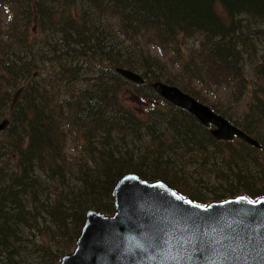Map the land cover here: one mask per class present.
Segmentation results:
<instances>
[{"label":"trees","instance_id":"trees-1","mask_svg":"<svg viewBox=\"0 0 264 264\" xmlns=\"http://www.w3.org/2000/svg\"><path fill=\"white\" fill-rule=\"evenodd\" d=\"M196 35L198 45L189 49L180 73L166 76L167 65L150 54L149 44L177 51L182 37ZM117 68L139 70L145 82L132 83ZM180 76L223 80L233 85V98L248 95L247 117L226 118L254 134L260 148L213 140L196 118L150 86L154 80L178 86ZM55 87L63 89V99ZM127 93L142 98L147 110L133 109ZM5 119L0 264H25L20 257L28 246L35 263L58 264L73 248L87 210L113 211L112 188L128 172L162 180L195 202L208 201L175 187V179L190 172L180 161L181 176L170 172L184 153L199 151L202 165L209 155L236 166L213 199L264 196L261 186L243 184L254 172L245 153L258 158L264 151V0H0V122ZM66 124L80 130L84 157L65 161ZM144 135L156 142L144 144L140 156L133 143ZM221 146L228 156L217 152L225 150ZM256 174L255 181L264 179ZM67 230L72 236L60 241Z\"/></svg>","mask_w":264,"mask_h":264},{"label":"water","instance_id":"water-1","mask_svg":"<svg viewBox=\"0 0 264 264\" xmlns=\"http://www.w3.org/2000/svg\"><path fill=\"white\" fill-rule=\"evenodd\" d=\"M116 71L134 83L143 82L134 71ZM151 86L204 126L212 123L214 138L236 136L259 147L254 138L178 87L161 81ZM5 125L6 120L0 122V130ZM112 196L114 213L88 210L74 249L59 264H264V197L238 195L198 204L161 180L148 182L136 174L120 178Z\"/></svg>","mask_w":264,"mask_h":264},{"label":"rangeland","instance_id":"rangeland-1","mask_svg":"<svg viewBox=\"0 0 264 264\" xmlns=\"http://www.w3.org/2000/svg\"><path fill=\"white\" fill-rule=\"evenodd\" d=\"M196 36L197 37H191V38L182 37L183 43L180 42L181 45L179 44L180 46L177 51H175V48L173 49L167 48L168 45H165L166 49L160 52L159 48L156 45L149 44V47L151 48V50L149 51L150 54L157 56L162 63L164 62L167 65L166 66L164 64L166 66V68L164 69L166 76L178 75V73H180V68L184 62V57L187 56L190 52L189 49L191 47H196L198 45L197 39L199 35ZM161 49L163 48L161 47ZM217 77L221 81L222 78L220 76ZM179 78H180L179 80H176L180 84L177 86L179 89H182V87L186 88L187 90H189V92H191L190 95L192 97L201 101L203 104L209 106L213 110L218 108L219 113L221 115L223 114L220 111L224 112L225 115V116L223 115L224 117L230 115H234L238 119H244L247 117L246 112L248 111L250 106H252L251 99L248 98L249 97L248 95L241 98L238 97L237 99L233 98L231 96L232 95L231 89L233 88L232 84L224 83L223 80L222 83H212V81L208 83L206 80L202 82L194 79L189 80L186 79L184 76H180ZM53 92H57L58 96L61 99L65 97L63 89H59L58 87H55L53 89ZM238 92H235V94ZM158 96L161 97L160 95ZM124 99L131 107H133V109H135L138 112H144L147 110V106H148L147 103L142 98L137 97L136 95L132 96V94L127 93L124 96ZM149 105H152V103H149ZM256 126L254 125L253 128H256ZM212 128H215V126L213 125ZM258 129L259 127H257V131ZM262 130L264 131V127ZM3 132L4 131L0 132V136L3 134ZM80 133H81L80 130L76 129V127L69 126L67 124L65 125V149H64V153L66 154L65 161H70L71 158L79 155V153H81L84 157L83 151L81 152V146L84 145V139L79 137ZM251 135L254 136V134ZM1 138L3 141L6 138H8L7 133H5V135L0 137V139ZM234 140L235 139H233V141ZM154 142H156L155 138L153 141L150 136L148 137L144 135L143 139L139 138V141H135L133 143V147H134L133 150L137 153H139L140 150V156H141L142 151L144 150L143 149L144 144H147L148 146H152L154 145ZM223 148H225V150H218L217 152L223 153V155L226 157L228 156V150H226V147ZM216 154L217 153H214L213 155L215 156ZM190 156L191 158H189ZM190 156L187 153L181 154L178 160L176 159L174 163V167L170 168V172L174 173L175 176L176 173L179 174V176H181V172L178 170L179 163L180 165L184 163L185 166H187L188 171H190L187 174L182 173V178H179V180L175 179V183H176L175 187L179 188L182 191H192L196 194H201L199 197L204 200L215 198L216 197L215 194L220 193L225 188H227L226 187L227 184L229 185L230 183L228 179L229 178L233 179L232 178L233 176L229 175L233 172L231 168H236V166L234 167V165L230 161H228L229 165L223 166L220 161H216L213 157H210L209 155L207 157L211 161H206L207 164L202 165V162L200 161L202 156L199 155V151L191 153ZM244 156L246 158V162H245L246 164H248L250 167H253L252 165H254L253 167L254 172L252 174V177L250 178L251 181L246 180L243 182V184L248 185L249 183H251L254 185L261 186V189H264L263 178H258V182L255 181L257 175L256 173L258 172H260V174L264 173L263 172L264 151L261 152L260 157L258 158L257 157L254 158L255 155H252V158H248L249 152H246ZM130 159L132 161H135L138 160L139 158L130 157ZM13 162L15 163V161ZM238 165L241 164L238 163ZM231 187H233L235 191L241 192V190L238 189V186L236 187L234 185ZM67 231H68L67 232L68 236L67 237L63 236L60 239V241H68L70 239V237L72 236V232L69 230ZM26 233L29 234L28 230H26ZM37 235H39V233H36L34 239L36 238ZM61 250H65V245L61 247ZM21 253L22 254L20 259L22 260V262L24 261L25 264H39V261L35 263V261H37L38 259L33 257V253L30 250V246L25 248Z\"/></svg>","mask_w":264,"mask_h":264},{"label":"bare ground","instance_id":"bare-ground-1","mask_svg":"<svg viewBox=\"0 0 264 264\" xmlns=\"http://www.w3.org/2000/svg\"><path fill=\"white\" fill-rule=\"evenodd\" d=\"M180 20H181V19H180ZM172 23H173V22H172ZM186 26H187V25H186ZM6 125H7V121H6ZM6 125H5V127H6ZM5 127H4L2 130H4V129H5ZM2 130H1V131H2ZM12 219H13V218H12Z\"/></svg>","mask_w":264,"mask_h":264},{"label":"snow or ice","instance_id":"snow-or-ice-1","mask_svg":"<svg viewBox=\"0 0 264 264\" xmlns=\"http://www.w3.org/2000/svg\"><path fill=\"white\" fill-rule=\"evenodd\" d=\"M189 203H191V202L189 201ZM250 203H252V201H250Z\"/></svg>","mask_w":264,"mask_h":264}]
</instances>
